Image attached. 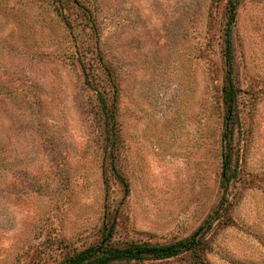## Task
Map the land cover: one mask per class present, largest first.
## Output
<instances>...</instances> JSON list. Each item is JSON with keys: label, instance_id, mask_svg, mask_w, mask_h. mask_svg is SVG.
<instances>
[{"label": "rangeland", "instance_id": "obj_1", "mask_svg": "<svg viewBox=\"0 0 264 264\" xmlns=\"http://www.w3.org/2000/svg\"><path fill=\"white\" fill-rule=\"evenodd\" d=\"M227 20V0H0V264H61L112 225L117 246L175 243L214 214ZM233 44L227 218L201 259L117 264H264V0L240 2Z\"/></svg>", "mask_w": 264, "mask_h": 264}, {"label": "trees", "instance_id": "obj_2", "mask_svg": "<svg viewBox=\"0 0 264 264\" xmlns=\"http://www.w3.org/2000/svg\"><path fill=\"white\" fill-rule=\"evenodd\" d=\"M242 0H227L228 20L225 29V46L224 58L226 66L225 84L223 86V102L226 107L225 111V128L223 132V142L225 144L224 162L221 177V187L224 196L221 205L215 210L214 214L210 215L204 224L190 237L181 241L170 244H150V243H132L121 247L112 242L114 226L107 229L103 240L94 246H90L83 250L77 251L74 254L65 258L61 264H117L122 262H144L146 260L165 261L177 258L184 253L194 255L195 259H201L204 249L205 236L214 228L215 224L221 219L227 218L229 210V200L227 194L231 184L237 178L238 161L234 165L233 153V135L235 127L238 125L239 118L237 114V99L240 93L235 80L234 68V44H233V27L236 23L237 12ZM93 31L97 33V28L92 24ZM98 38V37H97ZM115 87V86H113ZM114 93L116 89L114 88ZM98 100L102 111L105 115V124L107 131V140L116 147L117 142V97L113 98L111 104L102 95L98 94ZM114 150V148H112ZM111 166L115 171L119 180L124 186L125 196L130 193L129 184L119 173L115 166V156L112 153Z\"/></svg>", "mask_w": 264, "mask_h": 264}]
</instances>
